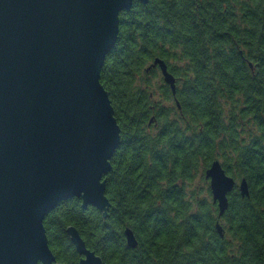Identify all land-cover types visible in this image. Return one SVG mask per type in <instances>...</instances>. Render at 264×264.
<instances>
[{
	"label": "trees",
	"instance_id": "trees-1",
	"mask_svg": "<svg viewBox=\"0 0 264 264\" xmlns=\"http://www.w3.org/2000/svg\"><path fill=\"white\" fill-rule=\"evenodd\" d=\"M157 58L176 96L158 67L148 70ZM101 83L122 138L107 176L111 207L103 219L73 198L46 217L57 262L79 263L74 226L103 264H264V0L134 2ZM214 161L250 188L229 195L221 218L205 178Z\"/></svg>",
	"mask_w": 264,
	"mask_h": 264
},
{
	"label": "water",
	"instance_id": "water-1",
	"mask_svg": "<svg viewBox=\"0 0 264 264\" xmlns=\"http://www.w3.org/2000/svg\"><path fill=\"white\" fill-rule=\"evenodd\" d=\"M136 1L149 3L0 0V264H60L44 221L62 202L78 198L82 209L108 218L107 176L122 138L101 73L118 42L120 14ZM157 67L176 96L168 65L157 58L148 70ZM205 178L221 218L236 181L220 161ZM237 187L250 196L246 179ZM67 234L78 264H103L76 227ZM125 237L138 247L133 230Z\"/></svg>",
	"mask_w": 264,
	"mask_h": 264
},
{
	"label": "flooded vegetation",
	"instance_id": "flooded-vegetation-1",
	"mask_svg": "<svg viewBox=\"0 0 264 264\" xmlns=\"http://www.w3.org/2000/svg\"><path fill=\"white\" fill-rule=\"evenodd\" d=\"M176 79V78H175ZM176 88H177V80H176ZM177 93V92H176ZM180 109V108H179ZM221 163V162H220ZM222 165V164H221ZM222 168L224 169V171H225V173H226V175H228V173H227V171H226V169L223 167V165H222ZM228 176H230V175H228ZM231 177V176H230ZM233 178V177H232ZM235 180V179H234ZM242 180V179H241ZM240 180V181H241ZM207 181H209V180H207ZM236 181V180H235ZM240 181H236V186H235V188H234V190L237 188L238 189V187H237V185L240 183ZM209 184H210V181H209ZM233 190V191H234ZM213 199V198H212Z\"/></svg>",
	"mask_w": 264,
	"mask_h": 264
}]
</instances>
